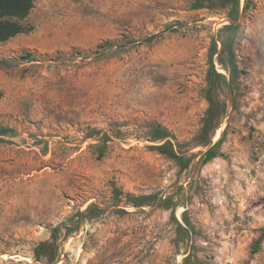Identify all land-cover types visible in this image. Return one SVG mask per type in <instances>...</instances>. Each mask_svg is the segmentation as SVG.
I'll return each instance as SVG.
<instances>
[{"label": "rangeland", "instance_id": "1", "mask_svg": "<svg viewBox=\"0 0 264 264\" xmlns=\"http://www.w3.org/2000/svg\"><path fill=\"white\" fill-rule=\"evenodd\" d=\"M193 1L34 0L0 42V264H264V0H240L209 144L229 10Z\"/></svg>", "mask_w": 264, "mask_h": 264}, {"label": "trees", "instance_id": "2", "mask_svg": "<svg viewBox=\"0 0 264 264\" xmlns=\"http://www.w3.org/2000/svg\"><path fill=\"white\" fill-rule=\"evenodd\" d=\"M240 6V0H194L191 5V8L193 9L209 8L215 11L229 10L226 16L230 19L229 23H226L219 28L217 35L213 39L212 49L210 50L211 64L208 72L209 87L207 93L209 107L201 132V137L203 139L200 142L203 144L211 143L212 136L210 135V129H212L213 135V133H215L220 127L218 124L219 122L215 121V118L218 116L214 113V108L217 102L222 103L218 92L223 86H227L230 90H233L235 81L241 77L242 73H244L239 70L235 48L241 26L239 23L241 18ZM248 6L249 2L246 1L245 8ZM33 7L34 0H0V42L7 41L21 33H29L33 29L32 26L26 22ZM109 45L113 44L109 41ZM216 54L220 68L224 69L229 76L218 71L215 64ZM3 61V59H0V62ZM150 126L151 130L147 131L148 139L156 142L165 141L163 144L159 145L160 148L169 146V157L175 160L181 158L175 150L176 144L174 143V140H178L177 136L172 131L162 126L161 123L153 122ZM220 141L221 139L209 149V152H212ZM151 199L156 200V196L153 194L143 196L140 198L139 202L134 203V205H149L151 204L149 201Z\"/></svg>", "mask_w": 264, "mask_h": 264}]
</instances>
